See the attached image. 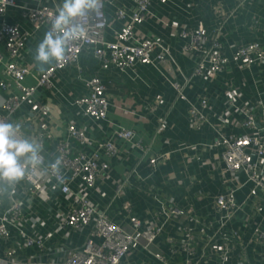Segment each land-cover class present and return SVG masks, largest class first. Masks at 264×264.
I'll return each mask as SVG.
<instances>
[{"label":"crops","instance_id":"1","mask_svg":"<svg viewBox=\"0 0 264 264\" xmlns=\"http://www.w3.org/2000/svg\"><path fill=\"white\" fill-rule=\"evenodd\" d=\"M16 3L18 6L8 7L0 16V23L4 20L18 24L28 32L17 60L37 73L40 62L34 57L48 30L45 26L34 29L23 8L41 5L54 7L58 3L56 0H16ZM216 3L233 10L223 27L227 44L256 40L264 45V0H246L238 8L234 7V0H157L151 6L148 19L134 29L139 39L153 36L162 38L170 48V57L165 62L157 63L155 67L138 64L128 71L115 67L103 70L96 64L91 51L85 49L76 64L54 75L51 89H38L31 101L14 113L16 119L25 120L32 113V105L41 103L48 108L52 121L51 138L44 139V154L50 160L54 142L63 137L69 119L87 129L96 130L93 136L101 139L110 138L118 128L132 130L135 140L148 149V153L142 157L140 149L133 148L128 141L118 140L117 155L106 157L111 167L108 178L100 180L89 193L95 207L105 210L112 221L124 224L127 215H130L142 222L143 236L122 264H159L153 252H161L168 262L190 259L193 264H220L215 255L199 258L201 251L209 246V233L213 231V226H218L213 203L224 186L219 174L220 148L214 146L213 141L218 131L224 134L237 131L234 120L241 116L226 101L231 89L237 92L238 105L264 104V63L250 69L231 64L213 78L193 77L186 83V101L175 98L169 83L171 80L184 83L196 61L195 55L181 52L184 40L177 36L179 27H204L211 33L209 28L214 24L212 7ZM118 6L129 10L133 3L130 0H112L106 4L107 40L114 39L122 23L115 17ZM225 50L229 52L228 48ZM0 53L6 56L2 41ZM53 61L54 58L51 64ZM93 73L104 80L109 100L107 118L97 125L78 115L71 103L75 96L85 92L81 77ZM5 78V67L0 62V80ZM23 82L27 86L34 84L32 77H26ZM201 95L208 100L206 111L215 129L209 125L195 129L189 124V106L196 104ZM5 96L6 93L0 89V102ZM30 133L31 130L26 128V134ZM91 149L88 148L89 151ZM155 153H167L168 159L152 170L148 159ZM250 190L248 182L237 190L236 198L241 207L227 228L241 231L240 248L229 257L232 264L241 254L245 264H264V242L259 243L251 238L258 234L260 228H264V194H251ZM17 196L26 217H39L42 220V223L34 224L27 219L24 225L27 233L45 237L42 253L27 248L17 252V259L51 264L63 258L58 247H81L88 229L69 231L57 228V218L67 209L66 196L52 191L50 199L45 201L23 192L21 188ZM159 198H172L185 208L187 214L173 219L166 217L161 213L163 204ZM126 203L130 204L129 213L124 210ZM152 220H158L161 224V232L155 237H152L149 229ZM185 238L190 240L187 247L183 246ZM10 243L12 238L0 240V264H8L4 250Z\"/></svg>","mask_w":264,"mask_h":264},{"label":"built area","instance_id":"2","mask_svg":"<svg viewBox=\"0 0 264 264\" xmlns=\"http://www.w3.org/2000/svg\"><path fill=\"white\" fill-rule=\"evenodd\" d=\"M130 1L133 7L129 10L122 6L115 10L116 19L122 23L113 40L105 38L108 27L106 4L112 0H89L79 15L69 17L68 22L59 28L54 27L56 20L65 4L72 0H56L58 4L54 7H24L23 13L34 29L45 26L53 38L60 36L64 39L63 59L59 62L54 59L44 72L36 73L17 60L28 32L18 24L4 20L0 23V41L6 51L5 57L0 53V62L4 64L6 73V78L0 80V89L6 93L0 102V125H11L10 142H27L32 146L31 152L16 157L17 166L23 171L22 177L8 179L0 172V240L12 238V243L4 250V256L9 259L8 264H38L31 259H17V252L34 248L40 254L45 248V237L28 234L25 229L27 219L34 224L42 223V220L39 217H26L17 196L19 188L45 201L50 199L52 191L60 192L66 196L68 204L66 211L57 218V228L69 231L88 229L81 247H58L63 258L51 264H122L143 236L142 222L138 218L127 215L124 224L114 222L105 210H98L89 197L90 190L95 189L100 180L108 178L111 167L106 157L117 155L118 140L128 141L133 148L140 149L142 157L148 153V149L135 140L132 130L118 128L110 138L101 139L93 136L96 130L87 129L69 119L63 137L54 142L50 160L44 154V139L51 138L52 121L48 108L37 103L31 106L32 113L25 120L14 117V113L23 104L29 103L38 89H51L54 75L76 64L85 49L91 51L96 64L103 70L115 67L128 71L138 64L155 67L157 63L165 62L170 57V48L162 38L153 36L139 39L134 29L148 19L151 6L157 0ZM245 1L234 0V7H242ZM10 6H18L16 0H0V16ZM212 13L214 24L209 28L211 33L204 27L181 26L178 29L177 36L184 40L181 52L196 56L191 75L184 83L169 81L178 100H187L186 83L193 77L213 78L231 64L250 69L264 63V45L260 42L226 43L223 27L233 14L232 9L228 10L222 3H216ZM26 77H32L34 84L25 85L23 81ZM81 79L85 92L75 96L71 103L78 115L92 120L95 125L100 124L107 118L109 110L107 86L96 73L82 76ZM228 97L227 103L241 117L234 120L236 132L224 134L218 131L213 141V145L220 148L219 174L224 186L213 203L218 226H213V231L209 233V246L201 251L199 257L202 259L215 255L220 264H232L229 261L230 254L241 245L240 229L227 230L241 207L236 198L237 190L248 182L251 194H264V104L238 105L234 89L229 91ZM208 107V100L202 95L196 104H190L188 115L191 127L199 129L209 125L215 129L206 111ZM26 128L31 130L30 134H26ZM88 148L92 149L89 151ZM10 151L15 153V149ZM167 159V153H155L148 159V164L154 170ZM19 183H22L21 186ZM197 197L200 198V194ZM159 201L163 204L161 213L166 217L173 219L187 214L185 208L172 198H159ZM124 210L130 212L129 203L124 204ZM149 229L152 237H155L161 232V224L158 220H152ZM257 233L251 238L259 243L264 242V228H260ZM189 245V238H185L183 246ZM153 256L159 264H193L190 259L178 263L168 262L161 252H153ZM234 264H245L242 254Z\"/></svg>","mask_w":264,"mask_h":264},{"label":"clouds","instance_id":"3","mask_svg":"<svg viewBox=\"0 0 264 264\" xmlns=\"http://www.w3.org/2000/svg\"><path fill=\"white\" fill-rule=\"evenodd\" d=\"M89 0H72L66 3L60 17L56 20L54 27L59 28L61 24L68 22L69 17H75L81 13V10L88 4ZM64 39L60 36L53 38L51 33L45 35V38L37 49V55L34 59L39 63L38 70L44 72L51 66V60L54 58L57 62L64 57ZM11 125H0V172L8 179H16L23 176V171L17 166L16 157L32 151V146L27 142H10L9 132ZM15 149L13 154L10 150Z\"/></svg>","mask_w":264,"mask_h":264}]
</instances>
